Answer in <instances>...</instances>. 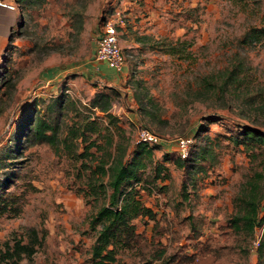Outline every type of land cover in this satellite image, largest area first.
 <instances>
[{
    "label": "rangeland",
    "instance_id": "1",
    "mask_svg": "<svg viewBox=\"0 0 264 264\" xmlns=\"http://www.w3.org/2000/svg\"><path fill=\"white\" fill-rule=\"evenodd\" d=\"M14 1L18 23L0 64V195L9 197L0 212V264H93L100 224L92 225L91 217L104 200L83 194L87 170L81 164L93 157L75 159L37 142L30 131L35 112L53 104L62 130L77 111L105 121L101 105L108 104L130 149L141 126L163 139L147 143L153 162L136 183L155 212L133 220L147 239L143 252L153 249L152 241L166 256L193 254L187 264H264V197L250 238L228 221L255 167L249 153L258 152L233 140L248 129L264 132V44L238 41L259 23L264 0H161L163 24L154 22L153 33L127 36V26L117 28L125 60L120 72L97 62L94 49L121 0ZM178 24L184 31L177 37L189 44L170 54L161 41L175 42L169 26ZM229 63L239 64L240 85L224 82ZM182 135L192 136L186 161L177 157L175 137ZM156 164L166 166L167 177L153 178ZM141 242L119 248L112 264H141ZM229 243L240 253L217 260L212 250ZM176 259L170 264L181 263Z\"/></svg>",
    "mask_w": 264,
    "mask_h": 264
},
{
    "label": "trees",
    "instance_id": "2",
    "mask_svg": "<svg viewBox=\"0 0 264 264\" xmlns=\"http://www.w3.org/2000/svg\"><path fill=\"white\" fill-rule=\"evenodd\" d=\"M12 33L9 36V41ZM238 41L239 43L264 44V14L260 17L259 23L249 26ZM161 42V46H165L164 51L170 54L180 52L189 44L186 40H181L178 37L175 42L166 44L164 38ZM181 56L178 54V57ZM239 71L238 63H229V66L224 70V82L240 85L242 78L238 76ZM107 107L108 104L101 105L105 111V121L83 115L77 111L76 119L72 118L62 130L59 124L61 120L56 114L53 104L48 106L45 112H40V110L35 112L30 129L34 140L46 143L56 151H63L75 159L93 157L85 158L87 162H81L84 170H87L85 188L82 189L83 194L104 200L91 217L92 225L100 224L91 245V262L93 264H112L116 261L115 254L119 248L129 249L140 240L142 242L137 248V252L141 255V264H152L155 259L161 260L163 264H170L176 257L177 263L192 262L195 259L193 254L186 253L183 256V254L178 255L177 252H171L166 256L165 247L152 241L148 244L152 245L153 249L142 251L141 245H145L147 239L136 231L133 220L137 217L141 219L144 217L153 218L155 212L142 202L140 198L142 186L136 185V183L143 179L142 175L147 163L153 162L152 148L147 146V142H135L130 149L124 128L118 124V118L107 111ZM233 141L236 143L241 141L248 148H251L249 146L258 148V152L249 153L251 165L254 164L257 167H251L252 172L247 175L243 184V192L234 199V204L239 211L228 218L229 224L235 232L250 238L254 227L261 221L258 210L259 203L264 197V172L262 170L264 167V132L248 129L246 135ZM158 144L153 143V145ZM80 147H83L81 151ZM92 147L95 149L91 150ZM97 150H100L98 156L95 155ZM177 157L178 160L183 161L188 159V156L186 158ZM94 158L98 160L93 164L91 161ZM257 159H259L258 162H256ZM182 163V161L176 162L177 165H182ZM154 171V179H164L168 176L167 168L163 164H156ZM7 202H9L8 194L0 195V212L6 210ZM240 249L238 244L229 243L218 246L212 251L217 260L224 259L226 262L233 259L231 255L233 252L238 255ZM237 264L247 263L238 261Z\"/></svg>",
    "mask_w": 264,
    "mask_h": 264
},
{
    "label": "built area",
    "instance_id": "3",
    "mask_svg": "<svg viewBox=\"0 0 264 264\" xmlns=\"http://www.w3.org/2000/svg\"><path fill=\"white\" fill-rule=\"evenodd\" d=\"M1 3L14 8V5L1 1ZM126 14L119 7H116L108 17L105 18L102 30L95 40L94 59L103 62L108 67L120 72L125 63L124 56L118 44L117 28L123 26L126 21ZM163 140L146 126L139 127L135 142L161 143ZM176 150L179 157L186 158L189 153V146L192 143L191 135L175 137ZM258 243V238L253 241Z\"/></svg>",
    "mask_w": 264,
    "mask_h": 264
},
{
    "label": "crops",
    "instance_id": "4",
    "mask_svg": "<svg viewBox=\"0 0 264 264\" xmlns=\"http://www.w3.org/2000/svg\"><path fill=\"white\" fill-rule=\"evenodd\" d=\"M1 1L14 5V8L1 3ZM157 1H159L160 4H155V0H121L122 5L120 8L127 12L125 13V24L123 26H119L118 28L123 30L127 26L126 28L128 29L125 30L127 36H129V32L133 31L144 34L150 32L153 33L150 27L154 24V22L158 25L163 24L160 20L159 14L161 15V9H165L166 7L165 5H161V0ZM14 3H16L14 0H0V64L2 62L3 53L9 43V36L14 31V28L18 23L17 19L19 13ZM155 8H160V11H156V13H154L153 10H157ZM149 9L152 10V16L151 14L146 15L147 10ZM179 25L180 24H178L175 28L169 26L170 32L173 30V34L176 35V37L180 36L184 31L183 24L181 26L182 33H179ZM121 30L120 33L122 32Z\"/></svg>",
    "mask_w": 264,
    "mask_h": 264
}]
</instances>
